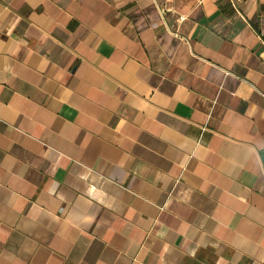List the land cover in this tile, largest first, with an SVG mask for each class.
Segmentation results:
<instances>
[{"label":"crops","instance_id":"obj_1","mask_svg":"<svg viewBox=\"0 0 264 264\" xmlns=\"http://www.w3.org/2000/svg\"><path fill=\"white\" fill-rule=\"evenodd\" d=\"M0 264H264V0H0Z\"/></svg>","mask_w":264,"mask_h":264}]
</instances>
